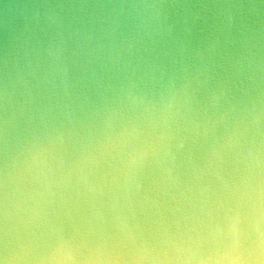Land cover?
Wrapping results in <instances>:
<instances>
[{
  "label": "water",
  "instance_id": "water-1",
  "mask_svg": "<svg viewBox=\"0 0 264 264\" xmlns=\"http://www.w3.org/2000/svg\"><path fill=\"white\" fill-rule=\"evenodd\" d=\"M0 264H264V0H0Z\"/></svg>",
  "mask_w": 264,
  "mask_h": 264
}]
</instances>
